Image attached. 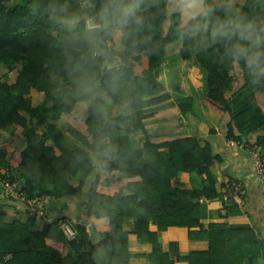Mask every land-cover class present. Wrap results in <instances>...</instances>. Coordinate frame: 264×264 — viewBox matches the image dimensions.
<instances>
[{
	"label": "trees",
	"instance_id": "obj_1",
	"mask_svg": "<svg viewBox=\"0 0 264 264\" xmlns=\"http://www.w3.org/2000/svg\"><path fill=\"white\" fill-rule=\"evenodd\" d=\"M168 1L0 0V129L19 127L23 139L11 152L0 149V178L17 171L12 178L20 183L24 202L58 201L88 186L71 240L49 238V224L34 229V217L6 222L0 210V264H125L129 232L123 222L128 218L137 241L152 245L149 264L178 261L158 241V233L168 227H185L190 240L206 241L205 250L190 251L184 258L188 264L264 261L261 232L200 222L201 203L218 196L209 167L221 159L209 145L193 135H147L144 121L167 112L155 111L171 98L159 71L166 48L177 43L178 57L202 76V106L228 119L225 139L258 148L264 159V78L253 79L243 62L223 56L220 45L201 47L203 33L189 38L191 21L181 23L178 12L169 15ZM186 3L213 4L221 15L230 4L264 18V0ZM89 26L100 28L117 62L98 54ZM34 91L43 98L35 104ZM175 103L180 113H193L192 97L176 95ZM80 104L86 105V133L69 124L61 128L63 115ZM258 132L248 143V136ZM137 133L143 137L140 145ZM179 172L188 173L187 184L179 180ZM232 189L222 201L220 217L244 214L243 197L233 202ZM89 223L100 235L97 244L89 242ZM150 224L156 232L149 230Z\"/></svg>",
	"mask_w": 264,
	"mask_h": 264
},
{
	"label": "crops",
	"instance_id": "obj_2",
	"mask_svg": "<svg viewBox=\"0 0 264 264\" xmlns=\"http://www.w3.org/2000/svg\"><path fill=\"white\" fill-rule=\"evenodd\" d=\"M179 47L180 46L178 45L177 52ZM168 48L169 47L166 48L164 62L162 64L164 69L169 65V61H167V59L172 57V55L168 56ZM177 52L175 54H177ZM177 63L179 64L180 62ZM194 71L195 77H199L201 79L202 76L199 74L200 72L195 66ZM1 75L2 70L0 68V76ZM188 80L190 84L193 85V81L190 77H188ZM37 96L39 97L36 99V101L34 99L32 100L33 104H35L37 101H42V96ZM175 104V98L171 96L169 101L159 105L155 110L157 112L167 111L166 109L170 111L163 114H157L156 116L147 119L144 121V125L147 135L150 137L161 135H193L199 137L201 145L207 143L212 153L220 157V164H214L209 167V171L215 180V189L218 196L215 199L207 200L201 203L200 222L204 227L212 223H226L234 226L250 227L256 232H262L261 230H263L264 227V191L263 183L260 181L258 175L255 172V156L253 151L245 146L246 143L236 144L225 139V125L228 121L226 116L219 117L210 111H206L208 116L213 118L218 126L206 124L201 117H196L193 119L192 123L190 121V119L193 118V116H191L192 113H180L179 110L176 109ZM80 106L81 109L83 108V110L80 109ZM201 108H203L202 105ZM79 111L80 118L84 120L86 116L85 104L77 105L76 111L70 115L74 116L76 112ZM123 111L126 112V109L122 108L121 112ZM67 116L69 115H63L62 119ZM180 117L183 120L182 122L185 123L183 125L185 129L182 131L169 130V127L165 129V127L161 124L163 123L165 126H168L167 122L172 119L179 120ZM68 124L72 125L81 133H86L83 121V127H80L79 125L76 126L72 122H69ZM66 125H60L59 123V126L64 129ZM13 132L18 133L19 138L17 139V144H13V142L10 141L13 136ZM257 134H261V132L250 134L247 138V142L253 143ZM138 136L141 137L138 139ZM138 136L137 138L135 136V141L140 145L143 137L142 135ZM22 140L21 129L19 127L0 129V149L5 150L6 152H11L14 149L19 148ZM4 141L5 143H2ZM11 173L13 176H17L18 174L17 171H12ZM99 173L105 176L104 172L100 171ZM178 178L183 184H187L189 181V175L186 172H179ZM235 184H238L242 190V208L244 214L242 216H236L233 218L220 217L219 212H221L222 201L223 199H227L228 192H230V190L233 188L232 186ZM87 194L88 186H86L80 194L65 197L58 201L54 200L53 198H51L53 200L52 202H49V198H37L39 199V205L36 206L31 204V201L24 202L23 199L13 200L7 198L3 194L0 183V210L6 216V222L19 220L24 223L28 222L30 217H34L33 228L37 230H41L44 224H49L48 237L54 241H64L67 240V238L62 231L61 224L68 223L75 230V222L80 223L77 207L86 198ZM43 208L45 213L43 212L42 215L38 214L39 209ZM89 224L86 225V231ZM123 228L129 232L127 236L129 258L125 264H149L146 256L147 254L151 253L152 245L148 243H139L137 241L136 235L132 233V219H125L123 222ZM149 230L151 232H156L157 227L150 224ZM158 241L161 244L163 252L169 254L168 256L172 257L173 259L179 258L175 264H188L184 258L190 251L205 250L207 248V243L204 240H190L188 238V229L185 227H168L165 231L158 233ZM247 264H249V262H247ZM252 264H264V261L262 259H256L252 261Z\"/></svg>",
	"mask_w": 264,
	"mask_h": 264
},
{
	"label": "clouds",
	"instance_id": "obj_3",
	"mask_svg": "<svg viewBox=\"0 0 264 264\" xmlns=\"http://www.w3.org/2000/svg\"><path fill=\"white\" fill-rule=\"evenodd\" d=\"M189 38L200 35L203 48L220 45L223 56L243 65L253 79L264 78V18L250 16L230 4L218 14L213 4L193 8L188 16Z\"/></svg>",
	"mask_w": 264,
	"mask_h": 264
},
{
	"label": "rangeland",
	"instance_id": "obj_4",
	"mask_svg": "<svg viewBox=\"0 0 264 264\" xmlns=\"http://www.w3.org/2000/svg\"><path fill=\"white\" fill-rule=\"evenodd\" d=\"M231 2H242V0H230ZM201 7L199 3H186V0H169L167 3V9L168 14L171 15L173 13H179L181 18V23H185L188 19L189 12L193 8ZM138 9V7L136 8ZM168 26V21L164 24V28ZM90 27V26H89ZM178 44H171L168 48V56H171V58H168L167 61H169V65L164 69L163 67L159 71V79L162 81L163 85L165 86L166 90L170 93L172 97H176V95H184V96H191L193 98V108H194V114L192 113L191 116L193 118L190 119V121L193 123V119L196 117L202 118L206 124H210L211 126H215L218 124L215 122L213 118L208 116L206 108H201L202 105V98L204 96V86L201 79L199 77H195V71H194V65L186 60H180L177 54ZM177 62H180V66ZM200 74V73H199ZM201 75V74H200ZM188 77H190L193 81V85L190 84ZM12 80V79H11ZM37 92H32V100L39 97L36 94ZM34 101V102H35ZM81 109V106H80ZM83 110V108L81 109ZM167 112L170 110L166 109ZM207 111V112H206ZM166 113V112H165ZM189 118V117H188ZM182 118L180 117L179 120L172 119L169 122H167L168 126H165L163 123L162 126L166 128L169 127V130H179L182 131L185 129L183 125L185 123L182 122ZM69 122L74 123L76 126L83 127L82 125V119L80 118V111L76 112L74 116L69 115L67 117H64L59 123L60 125H66ZM150 126V125H149ZM148 126V127H149ZM152 127V126H150ZM189 128V127H187ZM138 135H141L139 133L136 134V138ZM141 136H138V139ZM19 138L17 132H13V136L11 138V142L13 144H17V139ZM2 143H5L2 142ZM65 224V223H62ZM61 224V226H62Z\"/></svg>",
	"mask_w": 264,
	"mask_h": 264
},
{
	"label": "built area",
	"instance_id": "obj_5",
	"mask_svg": "<svg viewBox=\"0 0 264 264\" xmlns=\"http://www.w3.org/2000/svg\"><path fill=\"white\" fill-rule=\"evenodd\" d=\"M248 149L252 150L255 156V172L261 182H264V159L258 154V149L245 145ZM12 173L8 172L4 178H0V183L2 186L3 194L10 199L17 200L23 199V195L20 189V183L12 178ZM242 195V190L240 186H237L231 191V198L233 202L239 203V197ZM31 201V202H30ZM29 202L33 205H39V199H33ZM36 210V208H35ZM34 210V211H35ZM38 214H41V209H39ZM62 231L68 240L76 238V231L68 224H62Z\"/></svg>",
	"mask_w": 264,
	"mask_h": 264
},
{
	"label": "water",
	"instance_id": "obj_6",
	"mask_svg": "<svg viewBox=\"0 0 264 264\" xmlns=\"http://www.w3.org/2000/svg\"><path fill=\"white\" fill-rule=\"evenodd\" d=\"M87 34L96 47L98 54L103 57L106 61L109 62H117L116 57L111 55L110 47L106 43V41L103 39L101 30L98 26H90L87 29ZM94 164L97 165L98 161L97 159L93 160ZM49 202H52L53 200L51 198L48 199ZM261 234L264 237V227L263 230H261ZM87 232L89 236V242L91 244H97L100 240L99 233L95 230L94 226L92 224H89L87 226Z\"/></svg>",
	"mask_w": 264,
	"mask_h": 264
}]
</instances>
